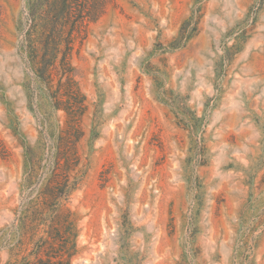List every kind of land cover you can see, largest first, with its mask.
<instances>
[{"label":"rangeland","instance_id":"374dc122","mask_svg":"<svg viewBox=\"0 0 264 264\" xmlns=\"http://www.w3.org/2000/svg\"><path fill=\"white\" fill-rule=\"evenodd\" d=\"M37 244L264 264V0H0V264Z\"/></svg>","mask_w":264,"mask_h":264},{"label":"trees","instance_id":"16d2710c","mask_svg":"<svg viewBox=\"0 0 264 264\" xmlns=\"http://www.w3.org/2000/svg\"><path fill=\"white\" fill-rule=\"evenodd\" d=\"M50 230H55V226H50ZM24 264H68L62 256H51L48 247L37 244L33 256V260H26Z\"/></svg>","mask_w":264,"mask_h":264}]
</instances>
